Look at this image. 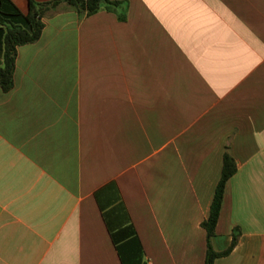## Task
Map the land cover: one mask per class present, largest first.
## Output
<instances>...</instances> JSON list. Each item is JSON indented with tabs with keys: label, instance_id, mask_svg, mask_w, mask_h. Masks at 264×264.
<instances>
[{
	"label": "crops",
	"instance_id": "1",
	"mask_svg": "<svg viewBox=\"0 0 264 264\" xmlns=\"http://www.w3.org/2000/svg\"><path fill=\"white\" fill-rule=\"evenodd\" d=\"M23 14L27 0H10ZM48 2L51 0H34ZM48 10L0 88V264H120L119 199L148 264H264V0H111ZM1 51V39H0Z\"/></svg>",
	"mask_w": 264,
	"mask_h": 264
},
{
	"label": "trees",
	"instance_id": "2",
	"mask_svg": "<svg viewBox=\"0 0 264 264\" xmlns=\"http://www.w3.org/2000/svg\"><path fill=\"white\" fill-rule=\"evenodd\" d=\"M28 1V12L23 14L10 0H0V88L7 91L13 83L16 47L36 42L42 32L44 14L60 3L68 5L78 14L90 16L99 11L114 13L121 21L125 20L124 3L111 0H51L48 2ZM236 171L233 158L224 153L220 178L214 189L209 213L202 221L201 227L206 235L204 264H214L215 259L227 255L236 246L240 231L234 229L228 248L222 252L214 251L212 239L216 234L225 185ZM112 205L103 207L99 203L110 241L116 251L120 264H148L142 244L138 238L129 215L119 199Z\"/></svg>",
	"mask_w": 264,
	"mask_h": 264
}]
</instances>
